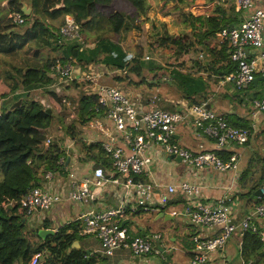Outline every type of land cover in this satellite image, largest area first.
I'll list each match as a JSON object with an SVG mask.
<instances>
[{"label": "trees", "instance_id": "1", "mask_svg": "<svg viewBox=\"0 0 264 264\" xmlns=\"http://www.w3.org/2000/svg\"><path fill=\"white\" fill-rule=\"evenodd\" d=\"M113 1L29 0L31 11L25 12L21 9L22 1L9 0V13L0 17V56L16 59L13 62L0 57V61L7 64L0 69V264H30L31 256L38 251H44L45 258L37 264L95 263L97 254H86L83 248L74 245L82 237L79 233L81 218L53 227L54 233L42 237L37 231L48 225L45 222L33 224L29 216L34 212H28L20 204L23 194L42 185L44 169L60 172L64 168L65 161L61 159L68 151L61 147L59 139L50 138L46 142L53 125L68 116L70 121L65 126L66 132L74 138L83 132L84 126H90L96 114L104 112L97 95L89 90V81L77 83L73 78L60 83L58 88L52 85L56 80L53 74L56 61L71 62L81 68L98 62L118 69L119 73L116 71L112 79L123 80L125 87L139 88L144 104L153 102L154 106L168 110L181 107L176 99L183 100L187 106L207 100L212 92V82L237 67L231 58L227 39L216 36L221 25L238 24H234L238 11L233 3L224 8L220 3L210 6L208 1L202 0H157L152 4L147 0H131L143 17L134 21V15L133 24L128 25L130 15L124 11L116 10L110 14L102 11L103 6ZM14 12L23 17V22L13 19ZM66 14H70L79 25L82 40L62 35L60 28ZM196 19L202 20L206 30L202 37L176 29V23L193 24ZM26 20L29 23L22 30L15 28ZM128 28L141 29L138 35H134L136 39L129 47L130 52L123 50L118 41L110 37ZM143 34L145 37L140 38ZM41 48H47L48 52L42 54ZM72 83L83 86L85 91L76 100L74 112L68 110L65 113ZM50 84L46 92L56 113L30 96L32 88ZM241 89L244 86L238 90ZM256 97L251 96L249 100ZM18 99H21L20 104L9 109ZM224 117L232 125L249 126L233 114H224ZM80 140L85 156L93 157L95 166L111 168V155L105 151L102 142ZM93 148L97 149L98 156L92 152ZM214 151L222 158L230 154L223 150ZM102 152L104 156L100 159ZM256 160L259 167L250 178L245 193L252 207L264 203V194L253 193L264 183V156ZM251 171L247 166L239 173L241 184L249 180ZM134 178L146 179V176L137 174ZM257 219L253 218L251 224L264 230V221L261 223ZM193 235L191 232L185 237L187 249L193 248ZM240 244L245 264H264V240L250 225L242 230Z\"/></svg>", "mask_w": 264, "mask_h": 264}, {"label": "built area", "instance_id": "2", "mask_svg": "<svg viewBox=\"0 0 264 264\" xmlns=\"http://www.w3.org/2000/svg\"><path fill=\"white\" fill-rule=\"evenodd\" d=\"M234 1L235 9L242 14L240 22L233 26L221 25L216 36L227 39L231 47V58L237 67L234 71L219 76L218 80L221 86L230 84L234 89H240L254 81L257 75L264 77V9L256 4L257 0ZM12 17L19 23L23 22V17L17 12L12 13ZM60 31L66 38L82 40L79 25L70 14L64 16ZM249 48L256 49V52L250 55ZM199 56L202 57V52ZM53 74L58 79L55 85L58 88L60 83H67L74 78V65L71 62L56 61ZM80 80L93 83L98 103L129 147V152L125 154L111 140L102 144L111 155V171L120 175V203L104 208L94 205L99 190L106 186L107 178L104 168L93 164L90 166L92 174L71 181L67 190H50L47 182L54 179V173L44 169L45 183L31 188L20 197V204L28 212L35 213L64 200L82 202L88 208L79 217L82 219L79 233L96 236L102 253L110 254L115 249L125 247L134 255H146L153 249L152 240L159 238L160 234L145 236L132 233L124 224L130 198L134 199L135 207H162L179 192L184 199L182 213L191 223L207 228L219 227V232L215 235H193V253L188 264H205L208 253L221 248L231 235H242V230L249 225L264 240V231L251 224L253 218H264V203L248 210L241 217L238 228L234 221V206L230 202L229 193H224L215 203H203L199 184L191 181L160 183L155 179L151 168L152 164L156 165L161 155L171 153L181 156L182 161L191 167L190 170L207 166H213L220 171L230 170L233 182L226 188L231 192L239 176V154L233 152L227 158H222L214 150L193 152L175 142V126L182 120L190 119L196 130L211 137L218 147H225L233 142L246 143L255 130L254 125L235 126L228 123L224 117L207 106V100L188 106L183 104L176 110L162 109L154 105L140 110L123 89L116 85L98 83L93 72L82 70ZM252 105L254 112L264 111V94L254 98ZM49 139L50 137L46 139L47 143ZM63 160L64 158L61 159ZM137 174H144L146 179H135ZM154 188L159 189L157 199H154ZM261 192L264 194V188ZM44 258L45 252L38 251L31 256L30 264H37Z\"/></svg>", "mask_w": 264, "mask_h": 264}, {"label": "crops", "instance_id": "3", "mask_svg": "<svg viewBox=\"0 0 264 264\" xmlns=\"http://www.w3.org/2000/svg\"><path fill=\"white\" fill-rule=\"evenodd\" d=\"M20 1H24L26 6L30 8L31 11L29 0ZM202 1H208L207 3H209L210 6L220 3L224 8H227L233 3L235 7L234 0ZM148 2L151 3V0H147V3ZM155 2H157V0H155ZM256 4L264 9V0H257ZM136 11L138 12V10ZM142 17L143 14L138 12V14L134 17V20ZM235 18H237V20L234 24L240 22L242 14L237 12ZM168 21L170 23L173 22L172 20ZM54 22L57 23L56 21ZM178 25L181 30L189 32L194 36L202 37L206 32L201 19H196L193 24L189 22H180ZM120 34L121 33H117L116 37ZM122 48L126 52L131 51L130 48ZM255 52L256 49L253 48H249L248 50L250 55ZM85 67L86 68H81L78 65H74V80H77V83L81 81L78 79L80 78V72L82 70L93 72L98 83L111 85H116L114 82L119 84L124 83L123 80L118 81L116 79H112V76L116 73V71L119 73V70L112 69L104 63H91L89 66L87 65ZM57 80L58 79L54 80L52 85H56ZM81 82L85 83L83 81ZM47 86L48 85L35 87L29 91L41 92L47 90ZM49 86H51V84ZM74 86L75 87L69 88L68 94H72V91L78 88H83V91H85L83 86H76V84H74ZM138 89L139 88L134 89L131 86H124V90L128 96L130 95L132 97V102L137 108L145 110L150 106H153V102H150L149 104L143 103L140 97V94L142 93ZM89 90H92L95 93L93 83H90ZM22 91H25V89ZM263 94L264 77L262 75H257L254 81L248 83L244 86V89L241 90L234 89L230 84L221 86L218 79L216 82H212V92L207 97V106L222 117H224V114H233L235 117H240L242 120H245L247 124L254 125L255 130L246 143L239 144L233 142L225 147H218L211 137L199 130H196L190 119L178 122L173 132L175 142L193 152H200L204 150H223L227 153H238L239 173L241 174V171L247 166H250L252 169L249 174V180H244V184L239 182V175L232 191L230 192L228 188H226L233 182L231 178L232 172L230 170L220 171L213 166L190 170L191 167H188L182 160H166L165 154L160 156L156 165L153 164L152 174L155 179L160 183H180L182 181L195 182L200 186L201 201L203 203H215L224 193H229V196L231 197L230 202L234 206V221L238 225V228H240L239 221L241 217L252 207L249 206L245 193L249 189L250 178L253 174H255V170L259 167V162L256 160L257 157H254L255 152H257L255 147H260L264 151V111L254 112L253 105L250 103L251 101H247V99H250L251 96L260 97ZM40 97L41 98H38V100L41 102L46 99L44 94H41ZM245 97H247L246 100H244ZM175 102L179 103L178 107L185 104L184 101L180 99H176ZM253 113H255L254 116ZM90 124L91 126H84L82 128L83 132L80 133L79 136L76 135L77 137L74 138H71L68 132H63L61 129L55 127L56 124L53 125L50 132L51 134L49 133V137L59 139L58 142L62 148L65 147L68 151L67 155L69 156V158H67L66 155L64 158L65 165L62 171L54 173V186L56 188L59 187V189L67 190L71 181L79 180L92 174L90 166L93 165V162L95 163V159L91 156H85L86 151L83 149L80 139L85 140L88 143L97 140L102 142V144L104 141L111 140L113 144L120 146L125 154L129 152L128 145L124 142L122 135L114 127L112 121L107 118L105 112L96 114L95 119L92 120ZM60 138H63V140ZM92 152L98 156L96 148H93ZM102 156H104V152L99 155V157H101L100 159H102ZM104 170L106 172L105 175L107 182L106 186L99 190L97 201L94 203L97 208L114 207L120 203V175L113 173L110 167L104 168ZM237 193L240 195H237ZM158 194L159 189L154 188V199H157ZM183 203V196L179 192L175 193L170 204H167L162 208L152 205L145 208L139 206L135 207L134 199L132 197L130 198V202L126 207L128 211L124 217V221L127 223L130 231L132 233L139 232L145 236H151L154 233L160 234L159 238L152 240L153 249L146 255H134L128 248L125 247L115 249L110 254L102 253L100 251L98 238L94 235L88 234H82V237L79 241L76 240L74 245L76 247L83 248L82 250L86 254H97L94 257V264H188L189 258L193 253V249L186 248L188 245L185 238L186 235L194 232V235L196 233L200 236H211L218 231L219 227L207 228L191 223L188 217L182 213ZM87 208V205L82 202L64 200L52 205L50 208L35 212L37 215L36 220H38V222H45L48 225L45 227L53 228L73 218H79L83 211ZM162 211L167 215L166 218L158 216ZM260 219L261 218L257 220ZM231 236L232 238L229 241L227 240L221 248L207 254L205 264L244 263L240 251L241 235L239 233H235ZM155 241H157L158 244L154 246Z\"/></svg>", "mask_w": 264, "mask_h": 264}, {"label": "rangeland", "instance_id": "4", "mask_svg": "<svg viewBox=\"0 0 264 264\" xmlns=\"http://www.w3.org/2000/svg\"><path fill=\"white\" fill-rule=\"evenodd\" d=\"M8 1L9 0H0V17H2V16H4L5 14L7 15L8 13H9V6H8ZM23 3H24V1H22ZM155 2V0H151V3L150 4H152V3H154ZM26 5V4H25ZM27 7V6H26ZM102 11L105 13V14H110V13H112V12H114V11H116V10H119V11H124L125 13H127V14H129L130 15V17H129V22H128V25H131V24H133L132 23V21H133V17H134V15H136L137 14V8L134 6V4H132V2H131V0H114L110 5H108V6H103L102 8ZM141 19V18H140ZM139 19V20H140ZM134 21H136V20H134ZM173 21V20H172ZM29 23V20H26L23 24H21V25H18V26H16L15 28L17 29V30H22L27 24ZM173 23V22H172ZM145 24V26H147L148 24L145 22L144 23ZM179 23H176V29L178 30V31H181V32H184L183 30H181V28L179 27V25H178ZM141 32V29L139 28V29H136V28H128V29H124V30H122V32H121V34L118 36V37H116L117 36V33H114V34H112L110 37H111V39L113 40V41H118V43H119V45H120V47H124V48H129V47H132V45L133 44H131L132 42H134V40L136 39V37L134 36V35H138L139 33ZM141 35V34H140ZM142 37H145V34H143L142 36H140V38H142ZM48 52V49L47 48H41V53L42 54H46ZM192 55V54H191ZM194 55V54H193ZM0 57H2V58H4V59H7V60H11V61H13V62H16L15 60L16 59H14L12 56H7V55H3V56H0ZM4 65H7V64H5V63H2L1 61H0V69L1 68H3L4 67ZM85 71V70H84ZM110 78H111V76H110ZM79 80V79H78ZM115 84H116V86H118L120 89H123L124 90V83H122V84H119V83H117V82H114ZM72 87H75L74 86V84H73V86ZM47 88H49V85L47 86ZM46 88V89H47ZM63 89V88H62ZM83 88H78V89H74L73 91H72V94L70 93V98L68 97V98H66L67 100H68V103H67V105H68V108H67V110H66V112L65 113H67V111L68 110H71L72 112H74V105H76V100L78 99V97H79V95H80V93L81 92H83ZM237 90V89H236ZM41 91V90H40ZM63 91V90H62ZM125 91V90H124ZM126 92V91H125ZM41 94H44L45 95V98L46 99H44L43 100V104L46 106H49V107H51V105H50V102H49V98H48V95H47V92H46V90H44V91H41V92H39V91H33V92H31L30 91V96L32 97V98H35V99H37L38 100V98H41L40 97V95ZM129 98H130V100L132 101V97L129 95ZM246 98L247 97H245L244 98V100H246ZM0 101H1V98H0ZM18 101V100H17ZM16 101V102H17ZM247 101H249V98L247 99ZM251 104H252V101L250 102ZM51 109L53 110V113H56V111L54 110L55 108L54 107H51ZM57 115H60L61 117H63V115L61 114V113H57ZM65 118H63V119H61V120H59L60 122H57L56 123V126L55 127H57L58 129H61V131H63V132H66L67 131V129H66V124L70 121V119H69V117L68 116H64ZM263 139H264V136H263ZM259 144H262V143H259ZM255 149H256V151L257 152H255V156L254 157H261V156H264V151H263V149L262 148H260V147H255ZM53 173H56V172H53ZM56 176V175H55ZM43 177H44V172H43ZM54 179H55V177H54ZM54 179L53 180H49L47 183H48V186H49V189L50 190H52V191H54V190H56V189H59V187H55L54 186ZM45 183V178H44V181L42 182V184H44ZM41 186V185H40ZM55 204H57V203H55ZM54 204V205H55ZM36 217H37V215L35 214V213H33L32 215H30L29 216V218L30 219H33L32 221H33V224H37V223H39L38 222V220H36ZM262 221H264V218H261L260 220H259V222H261L262 223ZM232 238V236H230L227 240L229 241L230 239Z\"/></svg>", "mask_w": 264, "mask_h": 264}, {"label": "water", "instance_id": "5", "mask_svg": "<svg viewBox=\"0 0 264 264\" xmlns=\"http://www.w3.org/2000/svg\"><path fill=\"white\" fill-rule=\"evenodd\" d=\"M21 9L24 10L25 12H29V11H30V8L26 7L25 3H22V5H21ZM245 86H246V85H245ZM20 102H21V99H18L17 102H14V103H12V104L10 105L9 109H13V107L19 105ZM138 116H140V115H138ZM67 158H69L68 155H67ZM165 159L168 160V161H172V160H175V161H181V160H182L181 156H179V155H173V154H171V153H165ZM151 168L153 169V164L151 165ZM262 188H264V183H263L261 186L257 187V188L253 191V193H254V194H261V193H262V192H261V189H262ZM158 216L163 217V218H166V217H167V215H166L163 211L160 212ZM22 219H24V217H22ZM54 231H55L54 228L41 227V228L38 229L37 232H38V234L41 235L42 237H46L47 235L54 233ZM156 244H158L157 241L154 242V246H155Z\"/></svg>", "mask_w": 264, "mask_h": 264}]
</instances>
